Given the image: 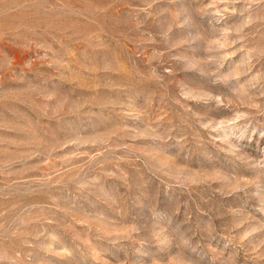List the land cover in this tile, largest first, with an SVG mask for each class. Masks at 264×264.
<instances>
[{
  "label": "rangeland",
  "instance_id": "1",
  "mask_svg": "<svg viewBox=\"0 0 264 264\" xmlns=\"http://www.w3.org/2000/svg\"><path fill=\"white\" fill-rule=\"evenodd\" d=\"M0 264H264V0H0Z\"/></svg>",
  "mask_w": 264,
  "mask_h": 264
}]
</instances>
